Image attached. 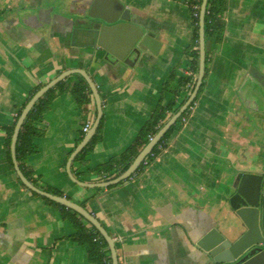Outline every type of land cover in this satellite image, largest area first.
Returning a JSON list of instances; mask_svg holds the SVG:
<instances>
[{
    "label": "crops",
    "instance_id": "1",
    "mask_svg": "<svg viewBox=\"0 0 264 264\" xmlns=\"http://www.w3.org/2000/svg\"><path fill=\"white\" fill-rule=\"evenodd\" d=\"M190 1L120 0L133 24L162 45L130 66L80 31L93 0H0V264H96L73 240V222L19 183L7 158L9 129L37 87L66 71L87 72L102 100V139L76 157L71 173L103 183L92 170L135 142L159 103L175 99L169 89L179 78L197 80ZM225 20L223 41H206L209 72L190 116L134 178L109 189L80 186L69 175V159L97 118L93 94L79 105L64 90L39 123L27 168L40 187L61 191L100 221L119 264H214L198 242L212 229L232 240L242 232L230 206L233 185L240 174L264 173V88L249 76L252 68L264 75V0H228ZM77 76L66 80L74 85Z\"/></svg>",
    "mask_w": 264,
    "mask_h": 264
},
{
    "label": "water",
    "instance_id": "2",
    "mask_svg": "<svg viewBox=\"0 0 264 264\" xmlns=\"http://www.w3.org/2000/svg\"><path fill=\"white\" fill-rule=\"evenodd\" d=\"M208 1L203 0L200 12L199 71L195 87L186 103L150 140L124 173L100 184L78 182L71 173L73 161L92 140L103 118V105L97 86L87 72L83 70L66 71L42 87L27 103L16 123L11 142V155L15 172L20 181L29 191L74 211L96 229L108 244L112 264H119L115 240L100 221L83 206L65 196L53 195L36 187L24 175L18 164L16 150L20 132L29 114L49 91L73 74H79L85 79L93 94L98 114L92 130L85 136L69 159V175L75 183L88 188H110L130 179L169 130L194 103L200 92L206 75L205 15ZM82 25L81 32L95 36L93 46L106 51L117 61L130 66H133L139 60L143 52L149 51L153 55H157L162 46L155 37L147 35L140 26L133 24L130 11L125 8L120 0H93ZM133 56L135 58L131 61ZM249 76L264 88V75L262 73L252 68ZM233 189L234 194L230 198V206L239 221L242 232L237 239L232 240L217 229H212L198 242L197 246L209 255L214 264H264V173L240 174L236 178ZM232 231L236 233L239 228L235 226Z\"/></svg>",
    "mask_w": 264,
    "mask_h": 264
},
{
    "label": "trees",
    "instance_id": "3",
    "mask_svg": "<svg viewBox=\"0 0 264 264\" xmlns=\"http://www.w3.org/2000/svg\"><path fill=\"white\" fill-rule=\"evenodd\" d=\"M203 0H191L189 2L190 6V14L191 21L193 26V39L192 44L189 47V51L191 54V70L195 75H198L199 71V29H200V12L202 7ZM196 8V9H195ZM228 10V0H209L208 6L205 15V39L206 41L215 40L218 43H221L224 39V34L226 30V20L225 15ZM197 15V16H196ZM209 57L206 55V75L203 81L200 92L195 99L194 103L186 110V112L182 115V117L177 121V123L169 130V132L164 136V138L159 142V144L154 148L152 153L147 157L148 165L144 163L138 169V171L130 178H134L136 175L140 174L144 171L148 166H150L159 156L163 153V151L168 146V140L171 135L181 129L184 126L185 121L191 114L192 108L198 102L201 94L203 93L206 77L208 75L209 69ZM78 80L74 85H71L69 82L70 79L61 82L54 89L49 91L44 98H42L38 104L34 107L32 112L29 114L25 123L23 124L22 130L19 135L18 143H17V160L18 164L24 173V175L38 188L43 191H46L50 194L57 196H64L61 191L55 190L53 188H42L40 187L38 180L33 177L32 172L27 168V161L30 156L36 154L38 152V145L36 143V139L41 135L39 129V123L42 122L43 116L45 112L50 107V104L54 97L62 93L66 89H70V92L75 97L77 103L79 105H84L89 103L92 100V92L85 81V79L81 76H77ZM196 84V79L191 77L179 78L175 87L170 88V92L175 95V99H173L168 105H163L162 102L159 103L152 117L146 122L138 136L136 137L135 142L126 149V151L121 154L118 158L111 159L107 163L95 168L92 170L96 175L100 176V180L102 182H107L119 174L124 173L130 165L133 163L135 158L139 155V153L144 149L146 145L150 142L151 138H153L159 130L169 121V119L176 114L180 108L186 103L190 94L192 93ZM189 86L188 91L184 92L185 88ZM42 88V86L37 87L29 97V100ZM168 89V87H167ZM181 97L180 103H177V98ZM28 100V101H29ZM28 103V102H27ZM27 103H25L22 109L19 111V114L16 119V123L23 111L26 107ZM104 124V117L101 119L100 126L89 142V144L83 149V151L79 154L77 159L84 158L87 154L91 153L94 149V146L98 144L102 139V129ZM16 125V124H15ZM15 126L9 129L8 136L6 139V149H7V158L9 161V165L12 169H14L13 159L11 155V142L12 136L14 133ZM77 177L79 175L77 174ZM128 179V180H130ZM127 180V181H128ZM21 186L27 189L23 183L19 180ZM110 187L109 189H112ZM35 196H39L36 193L31 192ZM43 199L54 206H56L60 211L62 216L65 219H69L73 222L74 226L77 229V232L73 236V240L78 242L80 245H83L87 248L89 256L92 261L96 264H112L110 257V250L105 239L100 235V233L94 229L92 226L88 229L83 224V218L80 217L74 211L67 209L64 206H61L57 203L50 201L47 198ZM70 199V198H68ZM84 206V205H82Z\"/></svg>",
    "mask_w": 264,
    "mask_h": 264
},
{
    "label": "built area",
    "instance_id": "4",
    "mask_svg": "<svg viewBox=\"0 0 264 264\" xmlns=\"http://www.w3.org/2000/svg\"><path fill=\"white\" fill-rule=\"evenodd\" d=\"M195 9H196V8H195ZM196 16H197V15H196ZM91 126H92V124H91L90 122L87 123V124L85 125L84 129H83L84 133H88L89 130H90V128H91ZM151 139H152V138H151ZM144 164H145V165H148L147 160L144 161ZM106 263L109 264L108 261H107Z\"/></svg>",
    "mask_w": 264,
    "mask_h": 264
}]
</instances>
